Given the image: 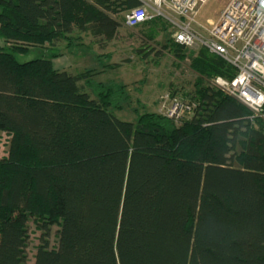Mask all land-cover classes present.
Instances as JSON below:
<instances>
[{"label": "trees", "instance_id": "1", "mask_svg": "<svg viewBox=\"0 0 264 264\" xmlns=\"http://www.w3.org/2000/svg\"><path fill=\"white\" fill-rule=\"evenodd\" d=\"M141 4L0 0V264H31L30 221L42 236L32 264H264L262 119L201 77L179 120L150 110L121 119L126 84L58 61L84 35L104 47ZM146 24L148 41L168 26ZM161 44L176 64L236 74L208 47L172 35Z\"/></svg>", "mask_w": 264, "mask_h": 264}, {"label": "rangeland", "instance_id": "2", "mask_svg": "<svg viewBox=\"0 0 264 264\" xmlns=\"http://www.w3.org/2000/svg\"><path fill=\"white\" fill-rule=\"evenodd\" d=\"M229 1L208 0L199 9L194 28L206 33L210 28L209 21H217ZM159 19L166 21L163 17ZM167 23V28H157L153 41H148L138 34L143 32L142 28L150 27L149 24L144 25L143 23L133 31L121 25L116 36L109 40L106 39L104 47H100L99 44L97 46L94 41V46H88L87 44L90 45L91 40L94 39L91 35H84V41L79 39V44L77 39H74L76 45L72 48H65V45L70 41L63 42L65 46L62 47L63 55L58 61L66 69L75 73L93 68L98 72L92 76L94 82H104L107 85L126 84L127 98L123 102L122 109L116 111L117 116L121 119L136 122L139 115L146 110L167 113L176 102L174 100L184 104L183 107L191 106V96H187V94L192 93L196 77L190 58L176 64L172 56L158 52L163 46L161 43H164L171 35L175 37L176 28L169 22ZM102 53H111L113 57L100 56L99 54ZM43 54L42 52L38 53L39 56ZM28 58L25 55L20 56L21 61H26ZM88 92L92 96L95 95L91 88L88 89ZM168 93H171V96L167 97ZM6 138L3 136V140L0 141V157L7 156ZM163 160L160 163L161 168H159L161 173L164 171L165 159ZM30 225L32 233L28 256L32 264L38 244L41 242V232L32 221H30ZM58 228L59 225H56L49 237L50 244L54 246L58 242ZM262 259L264 261V253Z\"/></svg>", "mask_w": 264, "mask_h": 264}, {"label": "built area", "instance_id": "3", "mask_svg": "<svg viewBox=\"0 0 264 264\" xmlns=\"http://www.w3.org/2000/svg\"><path fill=\"white\" fill-rule=\"evenodd\" d=\"M122 25L134 30L151 19L164 18L176 28L175 39L198 51L205 46L226 59L236 69L233 78L206 75L193 69L211 88L221 90L264 121V0H230L217 21L203 33L194 28L199 9L208 0H141ZM141 37L145 38L140 32ZM172 56L169 50L163 51ZM168 97V96H167ZM168 115L179 120L191 110L177 100Z\"/></svg>", "mask_w": 264, "mask_h": 264}]
</instances>
